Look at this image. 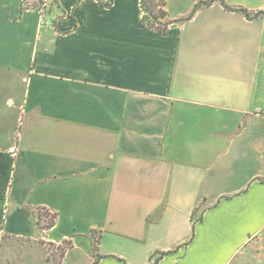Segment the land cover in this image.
<instances>
[{
	"label": "crops",
	"instance_id": "0c3cea01",
	"mask_svg": "<svg viewBox=\"0 0 264 264\" xmlns=\"http://www.w3.org/2000/svg\"><path fill=\"white\" fill-rule=\"evenodd\" d=\"M110 1L0 0V241L264 264V0Z\"/></svg>",
	"mask_w": 264,
	"mask_h": 264
},
{
	"label": "trees",
	"instance_id": "16d2710c",
	"mask_svg": "<svg viewBox=\"0 0 264 264\" xmlns=\"http://www.w3.org/2000/svg\"><path fill=\"white\" fill-rule=\"evenodd\" d=\"M164 4L165 3L162 0H140L139 6L143 12V18L141 20L142 27H145L152 31H157V33H164L166 31L170 22L165 21L166 13L162 9ZM157 24L158 26H160L159 28L154 27ZM158 213L159 212L156 213L157 216H158ZM38 216H39V220H38L37 225H38L40 232L49 230L51 227H53V225H55L56 216L54 214L49 215L46 211L41 212V209H38ZM96 242L94 244L95 245L94 249H96ZM63 247H66V246H63ZM63 254H64V251L61 257H63Z\"/></svg>",
	"mask_w": 264,
	"mask_h": 264
},
{
	"label": "rangeland",
	"instance_id": "374dc122",
	"mask_svg": "<svg viewBox=\"0 0 264 264\" xmlns=\"http://www.w3.org/2000/svg\"><path fill=\"white\" fill-rule=\"evenodd\" d=\"M154 27L159 28L160 26H158L157 24ZM0 245H1L0 264H35V258L38 256V254L37 256H34L32 252H27V251L24 252L23 250H18L14 246L8 244V242H6L5 240L0 241ZM65 248L66 247H56V245H45L43 249V253L45 254V256H47L46 257L47 261H50L51 264H59L60 257ZM37 253L42 254V251L40 250ZM251 263L246 262V264H251Z\"/></svg>",
	"mask_w": 264,
	"mask_h": 264
},
{
	"label": "built area",
	"instance_id": "2783aa9c",
	"mask_svg": "<svg viewBox=\"0 0 264 264\" xmlns=\"http://www.w3.org/2000/svg\"><path fill=\"white\" fill-rule=\"evenodd\" d=\"M104 2H105V4H110L111 3V1L110 0H104ZM143 14V13H142Z\"/></svg>",
	"mask_w": 264,
	"mask_h": 264
}]
</instances>
